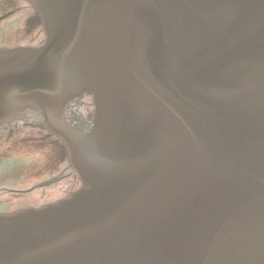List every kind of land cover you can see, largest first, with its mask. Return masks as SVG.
Wrapping results in <instances>:
<instances>
[{
	"label": "water",
	"instance_id": "obj_1",
	"mask_svg": "<svg viewBox=\"0 0 264 264\" xmlns=\"http://www.w3.org/2000/svg\"><path fill=\"white\" fill-rule=\"evenodd\" d=\"M37 49L0 50L80 188L0 214V264H264V0H32ZM82 95L88 130L61 119Z\"/></svg>",
	"mask_w": 264,
	"mask_h": 264
},
{
	"label": "flooded vegetation",
	"instance_id": "obj_2",
	"mask_svg": "<svg viewBox=\"0 0 264 264\" xmlns=\"http://www.w3.org/2000/svg\"><path fill=\"white\" fill-rule=\"evenodd\" d=\"M28 1L0 0V47L31 40L33 16ZM37 127L29 123L0 127V213L40 207L78 186L59 144ZM23 152L30 156H20Z\"/></svg>",
	"mask_w": 264,
	"mask_h": 264
},
{
	"label": "rangeland",
	"instance_id": "obj_3",
	"mask_svg": "<svg viewBox=\"0 0 264 264\" xmlns=\"http://www.w3.org/2000/svg\"><path fill=\"white\" fill-rule=\"evenodd\" d=\"M26 154V156H30V154L29 153H22L20 156H22V155H25ZM32 156H33V154H31Z\"/></svg>",
	"mask_w": 264,
	"mask_h": 264
}]
</instances>
